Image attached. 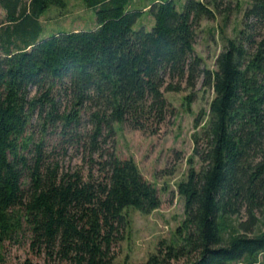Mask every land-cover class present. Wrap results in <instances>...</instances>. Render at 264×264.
I'll use <instances>...</instances> for the list:
<instances>
[{"label":"trees","instance_id":"obj_1","mask_svg":"<svg viewBox=\"0 0 264 264\" xmlns=\"http://www.w3.org/2000/svg\"><path fill=\"white\" fill-rule=\"evenodd\" d=\"M85 1L97 8L96 29L40 40V17L65 1L0 0V246L28 234L34 249L72 264H115L127 209L149 214L162 201L134 158L104 144L116 124L157 131L173 112L163 89L194 88L202 77L215 97L200 136L204 167L179 184L181 242L159 246L139 264L191 254L187 264L256 262L264 230L249 235V228L264 203V0H249L243 28L227 40L216 69L203 66L195 43L198 25L215 17L221 0H186L182 10L156 0L148 5L150 31L133 29L143 11L127 10L130 0ZM62 96L69 111L60 109ZM50 128L83 144L89 159L106 155L101 177L65 172L50 160ZM243 208L246 222L236 219Z\"/></svg>","mask_w":264,"mask_h":264},{"label":"rangeland","instance_id":"obj_2","mask_svg":"<svg viewBox=\"0 0 264 264\" xmlns=\"http://www.w3.org/2000/svg\"><path fill=\"white\" fill-rule=\"evenodd\" d=\"M63 6L51 3L40 17L42 32L40 40L57 33L74 30H94L98 27L97 8L89 6L85 0H64ZM156 0H130L127 10L143 11L133 25L138 31L152 30L155 25L148 5ZM178 10H182L186 0H174ZM249 0H221L220 7L212 19H203L197 27L196 53L203 58V66L216 69L217 56L225 49L228 39L237 38L243 28L244 12ZM6 20V11L0 7V23ZM2 50L0 49V54ZM201 77L194 88L183 83L180 91H165L171 102L173 112L155 132H144L128 124H116V133L107 138L105 151L114 153L121 159L134 158L144 178L157 189L161 206L149 214L129 208L126 211L127 224L121 230L113 252L115 264L146 263L150 256L158 253L159 246L180 243V227L185 219V199L179 193V184L188 178L190 170L204 167L199 153L204 148L201 139L203 125L208 119L210 104L215 97L213 89L202 88ZM191 97V98H189ZM61 111L70 110L68 100L60 97ZM86 119V118H84ZM89 125H86L85 129ZM50 128L45 136V151L50 160L57 161L65 172L82 170L87 177L90 172L94 178L101 177L102 159L107 156L89 152L83 144L70 140ZM39 138L38 129L35 131ZM258 221L249 228V235L264 230V203L255 210ZM246 222L248 213L243 208L238 217ZM164 244H160V243ZM0 264H72L59 254L32 247L28 234L16 242L0 246ZM191 254L171 260L168 264H187L194 260ZM256 262L242 259L231 264H264V253L256 257Z\"/></svg>","mask_w":264,"mask_h":264}]
</instances>
